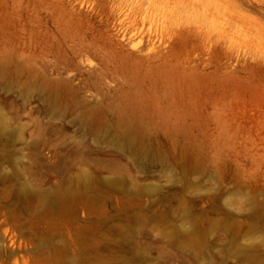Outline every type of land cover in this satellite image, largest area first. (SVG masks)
<instances>
[{
	"label": "rangeland",
	"instance_id": "374dc122",
	"mask_svg": "<svg viewBox=\"0 0 264 264\" xmlns=\"http://www.w3.org/2000/svg\"><path fill=\"white\" fill-rule=\"evenodd\" d=\"M0 264H264V0H0Z\"/></svg>",
	"mask_w": 264,
	"mask_h": 264
},
{
	"label": "bare ground",
	"instance_id": "6f19581e",
	"mask_svg": "<svg viewBox=\"0 0 264 264\" xmlns=\"http://www.w3.org/2000/svg\"><path fill=\"white\" fill-rule=\"evenodd\" d=\"M89 181V180H88ZM81 197V196H80ZM61 199V198H60ZM69 202V201H68ZM54 209V208H53ZM57 210V209H56ZM68 211V210H67ZM38 214V213H37ZM57 214V213H56ZM59 223V222H58ZM55 226V225H54ZM62 237V236H61ZM83 237H84V235H83ZM85 239V238H84ZM89 239V238H88ZM82 240H83V238H82ZM83 242V241H82ZM55 246V245H54Z\"/></svg>",
	"mask_w": 264,
	"mask_h": 264
}]
</instances>
